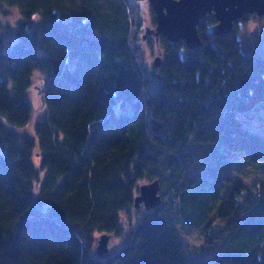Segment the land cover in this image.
I'll return each mask as SVG.
<instances>
[{
    "label": "trees",
    "instance_id": "trees-1",
    "mask_svg": "<svg viewBox=\"0 0 264 264\" xmlns=\"http://www.w3.org/2000/svg\"><path fill=\"white\" fill-rule=\"evenodd\" d=\"M3 2L40 20L5 52L0 22V264H264V178L245 196L228 176L237 153L264 163V136L239 116L264 102V55L240 39L262 17L216 36L207 14L195 48L160 35L165 59L151 69L141 0ZM36 69L49 78L38 141L12 130L32 116ZM155 179L162 205L123 231L120 212ZM177 222L218 241L211 261L185 257ZM102 233L124 241L104 259Z\"/></svg>",
    "mask_w": 264,
    "mask_h": 264
},
{
    "label": "rangeland",
    "instance_id": "rangeland-1",
    "mask_svg": "<svg viewBox=\"0 0 264 264\" xmlns=\"http://www.w3.org/2000/svg\"><path fill=\"white\" fill-rule=\"evenodd\" d=\"M151 7L152 6L148 0H141L143 25L139 30V42L144 49L146 64L148 67L153 69V60L157 56V45L149 46V44H147V39L149 37L143 39V34L147 26L150 28H155L157 26V21L156 25L153 24V19H156V16L154 17L152 15L150 10ZM207 14L214 15V12ZM248 14L251 13L246 12L244 16L238 19L242 20ZM255 14L256 16H259L256 12ZM39 20V15H33L31 20H29L23 16L19 7L9 5L4 2L0 3V22L2 24L1 36L5 40V46L2 51H7L8 48L18 40L17 32L22 23H24L26 27L32 28ZM236 20L237 19L234 20V23ZM240 37L243 43L244 51L251 54L264 55V18L262 17L261 19H258L251 16L249 20L242 25V28L240 29ZM164 57L165 53L163 51V61L165 59ZM48 79L47 74L41 73L38 69L34 70L31 76V86L26 92V97L32 105V116L26 125L14 126L12 128V130H14V128L18 129L16 131L18 133L34 137L37 141L36 123L38 120H44L47 115V108L44 100V86L46 85ZM239 116L244 121L248 130L257 132L264 136V102L260 103L257 107L251 109L250 111L239 112ZM0 149V151H4L2 148ZM39 159L35 158L37 163ZM228 176H230L234 181L241 182L244 186H246L243 190V194L245 196L251 195V192L255 189L256 184L264 178V163H253L248 160L244 153H237V155L233 157L231 168L228 171ZM148 211L149 210L145 209L143 204L138 208L135 207V203L130 209V213L121 211L120 218L123 231L127 232L131 230V228H135L141 220V217ZM175 229L179 241L184 245V255L187 259L209 262L220 249V244L217 240L209 243V235H207L206 231L203 229L188 227L182 222H177ZM100 235L101 234H99L98 237ZM123 243L124 241L121 237L112 238L109 242L110 255H107L106 258L120 251L123 248Z\"/></svg>",
    "mask_w": 264,
    "mask_h": 264
},
{
    "label": "water",
    "instance_id": "water-1",
    "mask_svg": "<svg viewBox=\"0 0 264 264\" xmlns=\"http://www.w3.org/2000/svg\"><path fill=\"white\" fill-rule=\"evenodd\" d=\"M156 15L157 26L146 27L143 39L149 35L155 37L157 42V56L153 60L155 68L162 65L163 50L159 45L160 35L171 41L184 39L189 48L202 44L198 32V24L207 13L214 12L217 23L208 26L211 35H223L232 31L235 19L245 15L246 12H256L264 15V0H148ZM140 193L134 198L135 207L142 204L147 210L159 206L161 202V183L159 179L143 182L139 186ZM113 235L102 233L94 246L96 258H105L110 255L109 242Z\"/></svg>",
    "mask_w": 264,
    "mask_h": 264
},
{
    "label": "bare ground",
    "instance_id": "bare-ground-1",
    "mask_svg": "<svg viewBox=\"0 0 264 264\" xmlns=\"http://www.w3.org/2000/svg\"><path fill=\"white\" fill-rule=\"evenodd\" d=\"M160 181V180H159ZM151 182V181H150ZM140 193V189H139V192L135 195V197L138 195ZM161 195V202H160V204L159 205H162V202H163V198H162V194H160ZM134 197V198H135ZM146 209V208H145ZM150 211V210H149Z\"/></svg>",
    "mask_w": 264,
    "mask_h": 264
}]
</instances>
